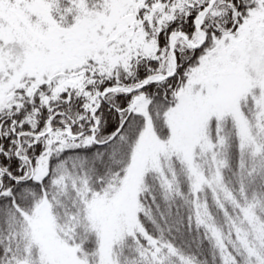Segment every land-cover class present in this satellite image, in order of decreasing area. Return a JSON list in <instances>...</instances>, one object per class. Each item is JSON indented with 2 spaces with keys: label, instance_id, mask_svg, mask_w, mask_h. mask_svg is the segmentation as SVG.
I'll list each match as a JSON object with an SVG mask.
<instances>
[{
  "label": "snow or ice",
  "instance_id": "snow-or-ice-1",
  "mask_svg": "<svg viewBox=\"0 0 264 264\" xmlns=\"http://www.w3.org/2000/svg\"><path fill=\"white\" fill-rule=\"evenodd\" d=\"M0 264H264V0H0Z\"/></svg>",
  "mask_w": 264,
  "mask_h": 264
}]
</instances>
